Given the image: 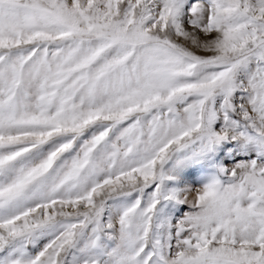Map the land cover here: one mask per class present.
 I'll use <instances>...</instances> for the list:
<instances>
[{"label":"snow or ice","instance_id":"obj_1","mask_svg":"<svg viewBox=\"0 0 264 264\" xmlns=\"http://www.w3.org/2000/svg\"><path fill=\"white\" fill-rule=\"evenodd\" d=\"M0 264H264V0H0Z\"/></svg>","mask_w":264,"mask_h":264}]
</instances>
